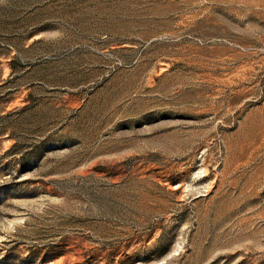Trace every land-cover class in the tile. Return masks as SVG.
<instances>
[{
	"label": "rangeland",
	"instance_id": "1",
	"mask_svg": "<svg viewBox=\"0 0 264 264\" xmlns=\"http://www.w3.org/2000/svg\"><path fill=\"white\" fill-rule=\"evenodd\" d=\"M0 264H264V0H0Z\"/></svg>",
	"mask_w": 264,
	"mask_h": 264
}]
</instances>
